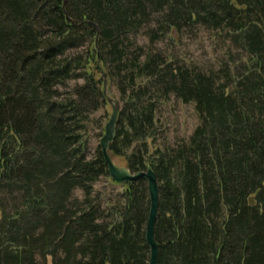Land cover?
<instances>
[{"label":"trees","instance_id":"trees-1","mask_svg":"<svg viewBox=\"0 0 264 264\" xmlns=\"http://www.w3.org/2000/svg\"><path fill=\"white\" fill-rule=\"evenodd\" d=\"M157 9L170 33L203 26L246 57L216 79L129 61L109 154L157 176L158 264H264V0H0V264H149L147 182L115 184L84 123L106 102L95 74L107 83L109 57L126 59L119 39ZM72 71L84 84L54 100ZM150 88L194 104L187 141L157 145ZM101 178L119 188L104 210L89 202Z\"/></svg>","mask_w":264,"mask_h":264},{"label":"rangeland","instance_id":"rangeland-1","mask_svg":"<svg viewBox=\"0 0 264 264\" xmlns=\"http://www.w3.org/2000/svg\"><path fill=\"white\" fill-rule=\"evenodd\" d=\"M166 11L154 10L149 17L145 18L142 25L136 30L127 31L119 40L120 47L126 51V59L121 64H112L109 57L107 71L109 78L110 94L107 96L117 100L119 109L122 110L125 98L123 99V90H126V96L131 93L128 83V72L122 66L126 65L132 59H139L141 62L152 58L160 67L171 60L173 69L180 68L189 71L192 74H204L206 76L221 77V69L224 71L230 68L232 74L233 66L239 69L246 55L237 44H231L224 36H217L213 32L199 25H182L178 34L170 33L164 27V16ZM93 47L90 40L85 39L82 49L78 52L66 54V60L70 61L76 53L86 52L87 48ZM105 50L109 54L110 47L105 45ZM116 66V67H115ZM117 66L120 68L117 69ZM228 67V68H227ZM124 71H121V70ZM101 77V73L95 74ZM109 80V81H108ZM149 80L143 84L150 87ZM84 84V75L81 71L71 72L70 79L54 87V100H66L73 91ZM107 85V87H108ZM100 90L102 86L100 84ZM160 89L150 88L145 93L156 106L155 128L153 130L157 145L175 146L180 141H187L199 125L197 113L193 103L183 104L173 93L169 96L160 97ZM96 109L90 107L86 114L84 126L85 137L88 145L89 158L94 157L98 151L99 143L104 135V128L108 123L111 108L107 102H99ZM118 166L125 167L123 160L114 158ZM119 188L110 184L105 178H101L94 185V192L89 199L90 204L96 206L101 204L102 210L105 209V202L114 201ZM76 198L82 199L83 194L76 191ZM101 216L104 215L101 213ZM105 218V217H104Z\"/></svg>","mask_w":264,"mask_h":264},{"label":"water","instance_id":"water-1","mask_svg":"<svg viewBox=\"0 0 264 264\" xmlns=\"http://www.w3.org/2000/svg\"><path fill=\"white\" fill-rule=\"evenodd\" d=\"M95 48L98 50V39L95 41ZM99 52V50H98ZM100 54V52H99ZM99 66V63H98ZM100 80L103 84L102 94L106 98V102L111 108V114L104 128V135L100 140L99 147L104 162L107 166L111 180L117 185H124L132 183L140 179H145L148 187V195L150 201V208L146 223L145 239L150 249L149 264H158L159 245L155 239V224L159 213V184L156 174L153 170L149 169L146 172L132 174L126 167L118 166L112 156L109 154V147L116 138V128L119 117V105L117 100L107 96L110 94L109 86L105 80V73L101 74Z\"/></svg>","mask_w":264,"mask_h":264}]
</instances>
